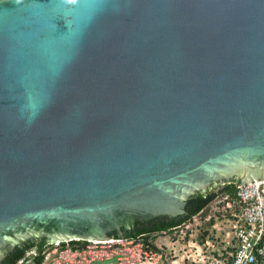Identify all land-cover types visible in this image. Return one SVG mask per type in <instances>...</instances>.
<instances>
[{
  "label": "water",
  "instance_id": "water-1",
  "mask_svg": "<svg viewBox=\"0 0 264 264\" xmlns=\"http://www.w3.org/2000/svg\"><path fill=\"white\" fill-rule=\"evenodd\" d=\"M231 178H264V0H0V261Z\"/></svg>",
  "mask_w": 264,
  "mask_h": 264
},
{
  "label": "built area",
  "instance_id": "built-area-1",
  "mask_svg": "<svg viewBox=\"0 0 264 264\" xmlns=\"http://www.w3.org/2000/svg\"><path fill=\"white\" fill-rule=\"evenodd\" d=\"M235 196L236 200H233L227 193H218L204 209L187 221L191 224L192 221L202 219L207 224L213 221L211 224L213 225L219 217L224 216L228 218L231 225V231L225 232L226 237L231 238L229 243L217 250L216 243L202 242L201 257L198 260H193V262H198L197 264H264V178L244 184L237 183ZM209 209L211 210L210 215L205 216ZM187 222L183 225L186 226ZM183 225L173 227L177 243H180V237L184 238L186 235ZM163 234L169 235L166 232ZM89 242L93 243L94 247L102 246L105 243L109 247L116 246L117 249L119 243H131L134 242V239L106 238L101 240L91 239ZM89 242L85 247L79 249H72L71 247L61 249L60 242H56L52 248L45 251L42 264H58V261H52V257L57 256V251H59L60 256L63 254L69 255L70 253L72 254L71 260H79L80 256L93 246ZM218 243H224V241L220 240ZM139 246L140 259L146 253L150 254V257L158 254L161 264L165 263L164 247L157 244L158 250L145 249L143 241L139 242ZM31 254H36V250L31 249L26 256Z\"/></svg>",
  "mask_w": 264,
  "mask_h": 264
},
{
  "label": "rangeland",
  "instance_id": "rangeland-1",
  "mask_svg": "<svg viewBox=\"0 0 264 264\" xmlns=\"http://www.w3.org/2000/svg\"><path fill=\"white\" fill-rule=\"evenodd\" d=\"M210 212L211 210L209 209L205 216L210 215ZM212 223L213 221L207 224L202 219L192 221L191 224L187 222L186 226L183 225L186 235L184 238L180 237V243L175 240V235H157L156 243L164 247L165 254L163 253V256L165 255L166 257L164 258V264H197L198 262H193V260H198L201 257L202 242L216 243L217 250L229 243L231 238L225 235L226 231H231L228 218L222 216L213 225H211ZM220 240H223L224 243H218ZM89 243L93 245V243ZM107 245L104 243L102 246H91L89 250H86L85 254L80 256L79 260H71L72 254L70 253L69 255L63 254L60 256L58 254L59 251H57V256L52 257V261H58V264H161L158 254L150 257V254L146 253L147 255H143L140 259L138 240L131 243H119L117 249L116 246L109 247Z\"/></svg>",
  "mask_w": 264,
  "mask_h": 264
},
{
  "label": "trees",
  "instance_id": "trees-1",
  "mask_svg": "<svg viewBox=\"0 0 264 264\" xmlns=\"http://www.w3.org/2000/svg\"><path fill=\"white\" fill-rule=\"evenodd\" d=\"M240 180L236 179L232 182H226L221 189V192L227 193L233 200H236L235 191L236 185ZM216 187V186H215ZM216 192L207 190L197 191L192 194L186 204V213L176 217H168L166 215H160L149 220H137L133 229L122 228L124 235L123 238L134 239L144 241L145 247L149 250H158L154 243L157 235L164 232L174 235L173 227L181 226L187 222L193 215L199 213L204 209L216 196ZM110 237L121 238L116 231L109 233ZM89 241L81 239H72L67 241H61L59 243L61 249L71 247L72 249L83 248ZM53 243L43 242L37 243L36 240L25 241L23 245L17 244L12 250H10L4 258L0 261V264H17L20 259L30 262V264H42L45 257V251L48 248H52ZM30 249H35L36 254L26 256V253Z\"/></svg>",
  "mask_w": 264,
  "mask_h": 264
},
{
  "label": "flooded vegetation",
  "instance_id": "flooded-vegetation-1",
  "mask_svg": "<svg viewBox=\"0 0 264 264\" xmlns=\"http://www.w3.org/2000/svg\"><path fill=\"white\" fill-rule=\"evenodd\" d=\"M237 178H231V179H229V181L227 180L226 182H232V181H235ZM240 180V179H239ZM226 182H224L223 184H221V185H224ZM216 186V187H215ZM222 187H224V186H220V185H211L209 188H208V190H210V191H212V192H218L219 194L220 193H223V192H221V189H222ZM134 228V225H133V227H131V228H129V229H133ZM116 233H118L119 234V236H121V238H122V236L124 235V233L123 232H121V233H119V232H116ZM108 236H109V233H108ZM29 239L30 240H36V242L37 243H43V242H47V243H53V244H55L56 242H61V241H65V240H61V241H57V240H54L52 237H50V236H48V235H45L44 237H39V236H30V237H27V238H24V239H22L21 241H19L18 243H16V245L17 244H21V245H23L24 243H25V241H29ZM72 239H80V238H71V239H69V240H72ZM81 240H87V241H89L90 239H81ZM15 245V246H16ZM14 246V247H15ZM13 247V248H14ZM12 248V249H13ZM12 249H8L6 252L8 253L10 250H12ZM31 250V249H30ZM29 250V251H30ZM6 253V254H7ZM27 254V253H26ZM21 260V259H20ZM19 260V261H20ZM19 261H18V263H19ZM17 263V264H18ZM20 264H30V262H26V261H23L22 260V262L20 263Z\"/></svg>",
  "mask_w": 264,
  "mask_h": 264
},
{
  "label": "clouds",
  "instance_id": "clouds-1",
  "mask_svg": "<svg viewBox=\"0 0 264 264\" xmlns=\"http://www.w3.org/2000/svg\"><path fill=\"white\" fill-rule=\"evenodd\" d=\"M70 2H74V0H70ZM241 182V181H240ZM163 234V233H162ZM123 238V237H122ZM157 239V238H156ZM156 239L154 240V243H155V245L157 244L156 243ZM91 240V239H90ZM65 241H67V240H65ZM139 242H141V240H138ZM144 242V241H143ZM144 247H145V243H144ZM145 249H147L146 247H145Z\"/></svg>",
  "mask_w": 264,
  "mask_h": 264
}]
</instances>
